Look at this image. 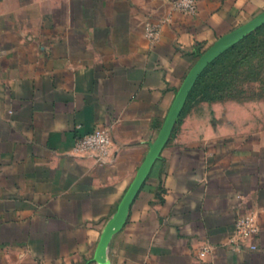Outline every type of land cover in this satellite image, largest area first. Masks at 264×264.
I'll use <instances>...</instances> for the list:
<instances>
[{
  "label": "crops",
  "instance_id": "obj_1",
  "mask_svg": "<svg viewBox=\"0 0 264 264\" xmlns=\"http://www.w3.org/2000/svg\"><path fill=\"white\" fill-rule=\"evenodd\" d=\"M197 4L0 0V264H98L130 191L109 264H264V124L203 101L170 124L201 58L264 0ZM96 129L105 165L73 152ZM245 215L259 234L233 243Z\"/></svg>",
  "mask_w": 264,
  "mask_h": 264
},
{
  "label": "rangeland",
  "instance_id": "obj_2",
  "mask_svg": "<svg viewBox=\"0 0 264 264\" xmlns=\"http://www.w3.org/2000/svg\"><path fill=\"white\" fill-rule=\"evenodd\" d=\"M200 101L238 107L241 117L255 116L250 124H264V21L226 42L199 75L176 122Z\"/></svg>",
  "mask_w": 264,
  "mask_h": 264
},
{
  "label": "built area",
  "instance_id": "obj_3",
  "mask_svg": "<svg viewBox=\"0 0 264 264\" xmlns=\"http://www.w3.org/2000/svg\"><path fill=\"white\" fill-rule=\"evenodd\" d=\"M174 9L186 15H196L198 11L197 0H172ZM160 27L158 25H146V35L152 41L158 39ZM112 148V139L107 130L96 129L92 133L80 137L73 152L79 156H86L94 159L98 165L108 163ZM259 234V226L253 215L241 216L236 222L235 237L231 242L251 241ZM251 250H256L255 244L250 245ZM209 245L204 246L200 251V257L204 258L210 254Z\"/></svg>",
  "mask_w": 264,
  "mask_h": 264
},
{
  "label": "water",
  "instance_id": "obj_4",
  "mask_svg": "<svg viewBox=\"0 0 264 264\" xmlns=\"http://www.w3.org/2000/svg\"><path fill=\"white\" fill-rule=\"evenodd\" d=\"M264 21V13L260 16H258L257 18H255L254 20H252L251 22H249L248 24L244 25L243 27L237 29L236 31H234L233 33H231L230 35H228L227 37H225L224 39H222L221 41H219L213 48H211L200 60V62L198 63V65L195 67V69L192 71L188 81H187V85L181 95V104L179 106V109L176 111L174 117L170 120V124H172V121L176 120V118L178 117L181 109L183 108V106L185 105V102L188 98V95L190 94V91L192 90V88L194 87L199 75L202 73V71L206 68L207 64L209 62H211V60L216 57L221 48L226 44V42L231 39V38H236L241 34H244L248 31H251L252 29H254L255 27H257L258 25H260L262 22ZM206 60V62H205ZM205 62V65L202 66V64ZM197 71L196 75L193 77L194 72ZM134 193L131 191L128 193L127 198L125 199V201L123 202L118 214L116 215V217L111 221V223L109 224V226L107 227V229L104 231L102 238H101V242L96 254V261L98 264H109L108 261V245L110 242V237L119 230V228L121 227L122 223L125 220L126 217V212H127V207L129 205V201L133 198Z\"/></svg>",
  "mask_w": 264,
  "mask_h": 264
},
{
  "label": "bare ground",
  "instance_id": "obj_5",
  "mask_svg": "<svg viewBox=\"0 0 264 264\" xmlns=\"http://www.w3.org/2000/svg\"><path fill=\"white\" fill-rule=\"evenodd\" d=\"M205 62H206V60H205ZM205 62L202 64V66L205 65ZM196 73H197V71L194 72L193 77L196 75Z\"/></svg>",
  "mask_w": 264,
  "mask_h": 264
}]
</instances>
